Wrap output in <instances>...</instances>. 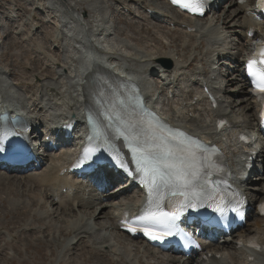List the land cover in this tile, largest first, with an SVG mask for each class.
<instances>
[{
    "label": "bare ground",
    "instance_id": "1",
    "mask_svg": "<svg viewBox=\"0 0 264 264\" xmlns=\"http://www.w3.org/2000/svg\"><path fill=\"white\" fill-rule=\"evenodd\" d=\"M30 1L35 2V7H31L29 13L25 11L26 14L18 21L14 31L19 38L13 42L18 43L20 49H25L37 61L43 60V64L38 63L41 65L40 71L33 73L28 66L29 61L22 58L15 46L13 57L21 75L11 81L15 73L12 74L7 65L0 63V110L6 107L12 116H20L29 121L30 126L35 123H52L61 127L64 120L73 131L85 125L81 116L86 108L89 77L96 71L110 74L133 82L142 98L143 107L148 111L169 124H176L175 127L181 128L185 134L191 133L202 141L216 144L224 152L230 171L234 174L238 171L235 163L247 147L237 142L236 131L252 132L253 137L258 135L245 123L246 108L253 106V100L246 82L239 80L240 63L243 62L245 52L255 44L256 39H264V24L254 19L250 6L241 5L238 0H230L223 16L215 14L221 3L213 13L199 18L178 13L164 0ZM109 1L120 7L123 11L121 13L130 19L128 27L132 28L135 36L119 37L109 15ZM132 4L138 6V12L133 11ZM6 10L8 17H18L14 2L9 3ZM38 10L44 11V20L49 21L48 26H52H46L50 34L45 32L46 28L42 25L37 31ZM136 15L140 17L141 25L134 22V19H138ZM6 20L7 17L2 18L0 15V24ZM252 25L261 30L255 34L254 42L248 37ZM149 28L152 29L149 31ZM169 31L180 34L176 44L170 38L171 42L167 40ZM37 33H41V40L36 39ZM5 37L7 34L0 39ZM82 38H86L89 44L83 43ZM234 42L238 46L241 44L239 49L233 47ZM87 48L95 49L89 60L84 55ZM186 51L187 54L182 55ZM55 52L58 55H54ZM228 55L233 58V72H230L227 79L224 100L219 102L216 99L215 108L203 97V90L213 92L215 98L219 96L214 89L222 88V84L214 80L216 70L213 66L217 63L214 61L218 56ZM166 61L170 66H167ZM161 68L163 73L155 75L158 80L155 85L151 74L159 73ZM232 85H235L233 91L227 89ZM195 96L197 101H194ZM222 116H227L230 123L236 124L237 129L228 128L217 133L213 122ZM76 136L78 133L72 138ZM49 141L53 142L51 139ZM116 144L124 161L129 162L123 141L118 140ZM73 157L72 150L52 151L38 168L15 175L21 171L8 172L0 168V199L7 203L10 212L15 215L24 214L19 232L4 229L8 223L6 213L0 217V238L4 241L0 246V255L5 247H9L10 242L20 238L19 233H23L24 236L30 234L35 238L44 235L43 238H48L58 247L52 252L47 247V253H52L54 257L50 264H58L75 249L78 257L86 259L92 253L104 258L101 264H149L147 258L153 259V264H192L190 260H195V264H204L200 263V253L196 257L182 259L175 253L161 252L119 232L116 226L122 212L136 214L145 205V198L132 192V184L123 182L120 193L102 201V195L87 192L85 180L59 176L58 172ZM239 176L236 175L232 184L238 181ZM256 184L259 187H255ZM248 187L257 190V194L264 198V171L259 181L254 184L249 181ZM15 191L21 193V197L12 196ZM83 193H87L86 199L82 197ZM249 194V216L254 221L249 223L246 231L229 235L217 249L211 250V246L206 249L218 255L213 264H264V217L256 218L257 196L252 192ZM48 202L53 206L51 212L44 210ZM90 205H94V211L81 214V206L84 209ZM50 216L56 220L45 223V227L40 225L41 220ZM112 232L120 240L140 246H123L112 237ZM18 243L25 247L22 240ZM146 252H149V256ZM6 257L8 260L5 264H10L15 258L13 254H7ZM62 263L66 264L64 261Z\"/></svg>",
    "mask_w": 264,
    "mask_h": 264
},
{
    "label": "snow or ice",
    "instance_id": "2",
    "mask_svg": "<svg viewBox=\"0 0 264 264\" xmlns=\"http://www.w3.org/2000/svg\"><path fill=\"white\" fill-rule=\"evenodd\" d=\"M171 3L202 14L205 0H171ZM260 53L264 57V49H260ZM259 65L255 59L249 60L247 75L253 88L264 93V59L259 61ZM104 95L109 99H100ZM93 102L105 123L101 127L96 119L89 117L93 131L90 140H98L99 143L86 148L79 163L91 160L96 152H107L111 157L108 163L132 177L133 172L129 171L113 143L122 138L124 147L131 153L135 175L147 192L140 215L123 222L127 231H139L157 241L165 236L183 235L176 222L189 209L197 212L208 208L221 218H224L226 209L238 211L231 198L235 194L230 195V189L219 179H211L221 171L214 159L218 155L215 147L163 124L143 107L134 85L101 79ZM20 134L15 127L0 124V153L6 151L5 141ZM8 151L13 157L23 158L30 154L28 145L19 141L11 142Z\"/></svg>",
    "mask_w": 264,
    "mask_h": 264
},
{
    "label": "rangeland",
    "instance_id": "3",
    "mask_svg": "<svg viewBox=\"0 0 264 264\" xmlns=\"http://www.w3.org/2000/svg\"><path fill=\"white\" fill-rule=\"evenodd\" d=\"M29 1L30 0H13V1H11V0H0V15L2 16V18L7 17L6 22L5 23L2 22L0 24V35L2 34V32H5V34H7V37L3 38L4 40L0 39V63L7 65L9 71H11L12 74L15 73V76L10 74V76L12 75L11 81H15L17 79V76L19 74L21 75V73H20L21 70L19 71L20 68L19 67H18L19 69L17 68V66L15 64V57H13V53L15 52L16 47H17L16 51H19V53L21 52L20 55L22 56V58H25L29 61L28 66L30 68V71H32L33 73H37L40 71L39 69H40L41 65L38 63L41 62V64H43V60L37 61L31 55L27 54L25 49H22V48L20 49L18 43L13 42L14 39L19 38V35H17V33L14 31L15 30L14 28L17 25L18 21H20L21 18H23V16L26 14V13H24L25 11H27V13H29L32 10L31 7L32 8L35 7V2L33 3L32 1H30V2ZM229 1L230 0H226L224 3H222V5H220L218 7V10L215 13L216 16H223L224 11L228 8V2ZM11 2H14L17 5V9H18L16 11V13L18 15L17 18L16 17L10 18L7 15L6 8L9 7V3H11ZM31 5H33V6H31ZM108 6L110 7L109 15H110V18L112 20V25H113V27L116 28V31L119 32V37H121L122 35L135 36V34L132 31V28L128 27V24L130 23L129 22L130 19L129 18L127 19V17L123 13H121L123 11L120 9V7H116V4L112 1H109ZM132 8H133V11L138 12V10L136 9V8H138L137 5L132 4ZM43 12H44L43 10L37 11V14L39 15V17H37L38 20H36L37 21V27H38L37 31H39V29H40L39 27H41V25H42L43 28H46L45 32L50 34V29H47V27H46L49 25V22L44 20ZM137 17H138V19H134V22L141 25L142 21L139 19L140 18L139 16H137ZM8 23H9V25H7ZM48 27L52 28V26H48ZM151 29L149 28V31ZM169 33H170V35L167 38V40L168 41H170V39L174 40L175 44H176L177 40H179V38H180V34L174 32V31L173 32L169 31ZM40 35H41V33H37L36 39L41 40ZM180 44H181V42H180ZM38 45L43 47V45L41 43H38ZM45 45H46V43H45ZM232 45H234L233 47L236 49H239L238 47H240V45L238 46V44H236V42H234ZM172 48H174V47H172ZM53 54L58 55L57 52H55ZM186 54H187V51H186V53H184L182 55H186ZM27 55H28V57H26ZM227 58H229V56ZM25 72L26 71H24V73ZM26 75H27V73H26ZM151 76L154 77L153 82H154V84H156L158 80L155 78V72L152 73ZM234 88H235V85H232V86H229L227 89H229L230 91H233ZM163 101H164V99H163ZM255 187H259V185L256 184ZM111 188H108V190H110ZM16 189L18 190V188H16ZM21 195L22 194L18 193L17 191L12 193V196L21 197ZM86 195H87V193H83L82 197H84L86 199L87 198ZM27 197L30 198L31 195H27ZM92 206H94V205H90V206H88V208L85 207L84 209L81 206V208H80L81 214H87V213L90 214L91 212H93L95 207H92ZM61 208H63V207H61ZM51 209H53V206L50 205L48 202L47 207L44 208V210L51 212ZM0 210H1L0 211V217H2L3 214L6 213L5 217H6V220L8 222V223H6V225H5L6 227H4V229L10 230L11 232H14V231L19 232V230H21V225L24 222V214L18 213L17 215H15L14 213L10 212L8 207H7V203L2 202L1 199H0ZM72 215H76V214H72ZM54 220H56V219L53 218V216H50L47 219L41 220L40 225L45 227L44 226L45 223L48 224L49 222L54 221ZM253 221H254V219H251V218L248 219V223L246 224V226H244L243 229H241V231L242 230L246 231V229L249 226V223L251 224V222H253ZM97 222L100 223L101 221H97ZM20 234H21L20 238L17 237L16 241L9 243L10 244L9 247L8 246L5 247L4 251L0 255V264H3V263L5 264V261L8 260L6 257L7 254H13L15 257L14 259H12L10 264H50V263H53V260H54L53 254L47 253V247H49L50 252H52L53 249L54 250L58 249V247L55 246L53 243H51L48 238H43L44 235L41 237L35 238L30 234L25 235V236L23 233H19V235ZM111 234H113L112 237L116 241H119L120 244H122L123 246H128V245L138 246L139 245V244L137 245L134 243H132V244L128 243V242L124 241L123 239L120 240L119 237H116L115 232H112ZM20 240L23 241L25 247L21 246L20 243H18ZM3 244H4V241L2 240V238H0V246ZM140 251H142V248H140ZM146 253H147V256H149V252H146ZM63 261H64V263L66 262V264H74V263H80V262L81 263L87 262L86 264H101V263H103L104 258L94 256L92 253H90L86 259L84 257H78L77 253H76V249H75V252L71 251V253L67 257H64L63 260L59 261L58 264H63L62 263ZM194 261L195 260H190V262L192 264H195ZM8 262H10V261H8ZM142 262H143V260H142ZM147 262H149V264H153V259L147 258ZM109 264H116V263L110 262Z\"/></svg>",
    "mask_w": 264,
    "mask_h": 264
},
{
    "label": "water",
    "instance_id": "4",
    "mask_svg": "<svg viewBox=\"0 0 264 264\" xmlns=\"http://www.w3.org/2000/svg\"><path fill=\"white\" fill-rule=\"evenodd\" d=\"M166 64H167V66H170V63L169 62H167Z\"/></svg>",
    "mask_w": 264,
    "mask_h": 264
}]
</instances>
